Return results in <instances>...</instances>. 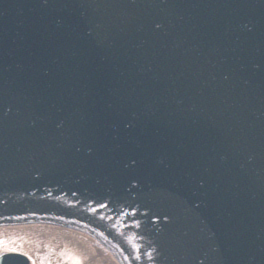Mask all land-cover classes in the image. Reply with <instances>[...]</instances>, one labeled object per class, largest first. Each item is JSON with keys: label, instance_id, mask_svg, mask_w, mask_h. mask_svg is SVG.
I'll use <instances>...</instances> for the list:
<instances>
[{"label": "water", "instance_id": "1", "mask_svg": "<svg viewBox=\"0 0 264 264\" xmlns=\"http://www.w3.org/2000/svg\"><path fill=\"white\" fill-rule=\"evenodd\" d=\"M121 1L122 0H22V4L28 5V12L34 14L33 19L36 20L35 23H27L24 25V28H30L29 34L35 46L49 49V51L38 54V59L66 57L84 48L87 50L92 49L100 54V46H103L102 43H100L101 41L104 43V49L102 51L107 52L110 50L109 54L111 55L115 37L121 34H124V42L126 43L124 47L126 50H129L131 43L130 34H132L134 28H144V30L149 28L143 39H141L140 33L136 30L137 37L134 38V42L143 50L141 54L143 57L139 58V64L137 60H131L126 65L125 72L129 71L130 76L135 75L136 78L140 79V77H142V62L145 60L155 69L156 72H153L155 78L153 81L142 79L139 84L128 86V91L133 92L142 82L145 85V91L126 94V96L131 97L135 101V106L130 113H124L129 115V117L126 116L124 119L127 120V124L130 123V120H134L135 124L132 126L134 129L143 128L146 131L152 146L157 150L155 155L158 158L159 153H172L174 149L169 147L167 139L162 133L164 126L158 123L161 119L160 107L156 106L155 102H157V99L153 92L150 91V88H156L161 95L175 102V105L179 109H182L180 111L183 113H187L189 110L198 112L203 106L202 102L208 101V97L205 94L207 89L206 80H203V84V82H200V79H196L193 76L192 78L180 77L175 81H170L171 84H164L165 82H169L165 81L158 85L156 76L159 73L163 75V73L173 72L178 68L189 65V62L186 60L179 61L178 59L172 61L176 55L188 59H204L208 57L209 60L219 62L216 65L219 71H222L226 65L225 59L229 60L235 54L241 55L244 58L243 63H245L246 59L250 58H253L257 64L264 62V0H260L262 7L260 10L256 11L255 16L251 17V26H249L250 20L246 11L243 10L241 14H236L230 11L229 5H225L224 13L216 14L213 16L212 21H209L203 28L197 30L190 27L187 28V26L183 28H153L152 26L167 19L152 22V18L155 15L163 16L167 13V11L163 10L162 6H160V0H131L128 2V8L125 7L126 0ZM16 9L17 6L10 12L8 17L0 18V28H9L11 25L15 24L14 17L16 15ZM142 9H150V11L146 13L151 16V18L147 17L146 22H143V27L136 25L132 21H128L131 17L129 13L140 14L143 13L141 11ZM192 23H194V20H191L190 25ZM47 26L51 28V36H46V29L43 27ZM202 33L207 34L206 44L209 45L210 48L202 51L201 55L194 45V42ZM64 43L71 46L70 48L67 46L68 49L65 51V54H62L64 53L63 50L61 53V49L53 51L52 49L54 48L47 46L55 45L61 47ZM107 45H109V48L105 47ZM252 45L257 46L261 52L254 55L252 52ZM114 58L117 59L116 56H114ZM120 65L122 67L124 62H120ZM261 66H264V63L261 64ZM256 70L255 67L248 69L241 81L250 82ZM261 72L264 73L262 68L258 70V74ZM125 76L128 77L126 73ZM220 80L223 82L226 80V77L221 74ZM70 93L71 88L69 90V94ZM69 96L73 97L72 95ZM58 98L63 99L64 94H60ZM44 99L47 98L45 97ZM180 99L182 100L179 101ZM209 103L211 104V102ZM219 103L221 104L220 101H217L214 107ZM10 105L11 99L5 98L0 94V107L5 109ZM165 106L167 108L161 107L164 117L167 116V113H165L166 109L169 111L168 115L171 114L173 104L169 102ZM213 110H210L208 113H212ZM169 122L170 124H174L175 121L173 122V119L170 118ZM209 126L210 125L200 117H197V119L192 118L182 126H179V133L177 131L174 132V137L176 140H179L184 159L191 163L196 160L197 153L195 143L196 141L203 142L202 137L209 131ZM252 129L258 132L254 151L257 153L261 150L264 153L262 123L256 122ZM153 130H155V133ZM168 135L171 134L168 133ZM7 136H11L10 131H8ZM138 141L139 143L142 142L140 136ZM27 144L28 142H17L14 139L5 142L0 140V152L5 155L1 154V157L4 161H10L9 167L12 170H14L16 165L30 163L31 160L26 154ZM204 154L206 155L201 157L200 160L207 158V152ZM119 157L120 161L126 162L129 165L128 170L122 169L118 161L109 158V164L112 169L95 166L97 170L102 169L106 174H111L109 179L101 176L98 181L95 177H92V179L87 178L88 174L66 175L64 178V187H67L69 194L75 191L86 196L87 199H93L95 195L99 196L100 194H104L105 196L107 192L112 191L114 187L126 190V187L130 186L134 178V173L127 174L130 172L134 160H129L128 156L123 154ZM167 157V159H169L168 165L172 167L177 165L180 171L184 170V165L178 164L176 153ZM34 163H39L43 169H48L52 166L45 155H40L38 160H34ZM147 165L148 163L144 160V163L139 169H146ZM135 167L136 165L133 166V168ZM152 167L157 168L162 173L166 172L156 163H153L150 168L152 169ZM200 174L202 177H208V175H205L201 170ZM39 183L40 182H35L33 186ZM27 187L29 188L30 185ZM258 188H264V185L260 184ZM90 192L95 195H92Z\"/></svg>", "mask_w": 264, "mask_h": 264}, {"label": "bare ground", "instance_id": "2", "mask_svg": "<svg viewBox=\"0 0 264 264\" xmlns=\"http://www.w3.org/2000/svg\"><path fill=\"white\" fill-rule=\"evenodd\" d=\"M38 228L40 229L33 237L26 236L24 239L26 243L27 241H31L30 245L32 246L39 245V242H43V244L49 247L48 251L36 250V252H38L36 258L42 261L43 264H91V261L93 264H119L111 254V260H108L106 254H102L101 251L98 250L96 242H99L84 232L64 226ZM69 231L72 234L69 235ZM26 243L25 245H27ZM7 246L8 244H0V247ZM2 252L3 251H0V253ZM102 255L107 259H103ZM97 257L99 260H97Z\"/></svg>", "mask_w": 264, "mask_h": 264}, {"label": "snow or ice", "instance_id": "3", "mask_svg": "<svg viewBox=\"0 0 264 264\" xmlns=\"http://www.w3.org/2000/svg\"><path fill=\"white\" fill-rule=\"evenodd\" d=\"M0 244H2V242H0ZM0 251H3L4 253H8V252H17L18 250L15 247H0ZM26 255V253H21ZM9 259V257L5 256V264H7V260Z\"/></svg>", "mask_w": 264, "mask_h": 264}]
</instances>
